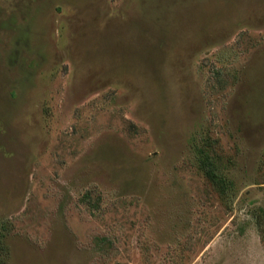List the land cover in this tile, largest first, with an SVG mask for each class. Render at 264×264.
<instances>
[{
    "label": "rangeland",
    "instance_id": "1",
    "mask_svg": "<svg viewBox=\"0 0 264 264\" xmlns=\"http://www.w3.org/2000/svg\"><path fill=\"white\" fill-rule=\"evenodd\" d=\"M0 248L264 264V0H0Z\"/></svg>",
    "mask_w": 264,
    "mask_h": 264
},
{
    "label": "trees",
    "instance_id": "2",
    "mask_svg": "<svg viewBox=\"0 0 264 264\" xmlns=\"http://www.w3.org/2000/svg\"><path fill=\"white\" fill-rule=\"evenodd\" d=\"M205 163H207V167H209L208 169V174L209 176L214 180V181H220L222 180V178H220V175H218L214 170H213V167H212V162L210 159H207L204 161ZM2 249L0 248V264H5V260H4V255L2 254Z\"/></svg>",
    "mask_w": 264,
    "mask_h": 264
}]
</instances>
